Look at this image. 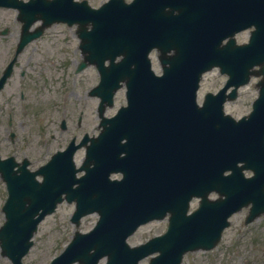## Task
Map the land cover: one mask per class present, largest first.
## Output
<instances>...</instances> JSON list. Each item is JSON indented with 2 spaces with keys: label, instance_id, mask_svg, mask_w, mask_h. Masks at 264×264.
Instances as JSON below:
<instances>
[{
  "label": "water",
  "instance_id": "water-1",
  "mask_svg": "<svg viewBox=\"0 0 264 264\" xmlns=\"http://www.w3.org/2000/svg\"><path fill=\"white\" fill-rule=\"evenodd\" d=\"M183 1L187 5L193 1L194 5L199 6L198 12L190 13L192 18L189 14H182L187 15V23L184 22L182 15L177 18L175 15L161 11L151 12L147 17L150 33L155 38H159L163 33L170 34L171 44L168 48L173 46L177 48V54L168 60L170 66L164 67V75L156 77L153 70L149 69L148 61L143 62L142 67L139 64L140 69L144 71L142 80H137L136 77L126 72L115 75L118 72V66L113 63L111 69L115 71H109L108 68L103 69L105 72L99 90L102 89L105 100L108 95L111 103L114 90L120 85V79H126L129 102L134 105L141 103L143 106L142 109L135 110L133 116L132 112L131 118L136 117L140 111H154L160 108L168 112L172 111L176 115L197 110L199 120L195 125H180L179 127L180 140L188 138L190 146L193 144L190 137L193 130L195 131L194 153L190 151L186 154L182 145L174 142L168 123L166 151L163 155L152 154L151 167L153 173L160 170L166 171L168 183L173 178H176L178 182L187 181L188 183H191L192 178H196L200 194L206 197L213 188L224 191L221 170L232 155L239 154L244 144L253 142V148L256 150L254 167L258 171L264 168V83L263 85L260 83V94L254 102V110L249 118L244 117L236 121L223 113V103L227 97L230 99L236 97L237 86L247 82L253 73H264V0H232L230 4L225 0ZM224 2L228 7H225ZM109 4L110 2L103 7ZM197 10L194 8V11ZM131 13L127 5L120 7L119 11L104 12L100 15V19L88 13L90 15L88 21L93 20L97 29L99 27L98 31L100 30L99 44H102L104 48L103 59L107 56L114 58L112 55L115 56L124 48L129 47L135 32L144 29L142 25L140 27L133 25L135 20ZM176 19H179L182 24L175 29L172 23ZM139 22L144 23L142 15L139 16ZM253 25L255 29L252 30L250 42L237 44L234 38L235 33ZM227 37L229 38L227 43L222 45L223 39ZM206 45L210 49L207 50ZM93 60L96 61L95 58ZM132 61L126 54V61L122 67L130 66ZM216 64L221 67L222 72L229 73L231 79L217 94L208 93L204 106L199 107L196 91L202 72ZM255 65H260L261 68L255 69ZM142 81L147 84L141 85ZM231 85H235V88L227 95L226 90ZM166 118L170 120L172 116L167 115ZM149 119L145 116L140 122L131 119L126 125H124V120L110 124L107 133L103 135L101 148L103 158L108 161V165L102 166L101 179L104 185L111 183L108 175L113 169L110 165L115 155L114 140L124 136V128L129 130L130 135L137 134L140 124L142 125L143 121H149ZM251 159L249 156L247 162H252ZM46 167H55V173L61 168L54 180L55 187L49 188L47 192L63 191L64 188H60L62 177L65 175L70 179V187L69 185L66 187L71 195L69 200L79 198V209L74 219L94 209L100 210L102 216L94 234L87 238L88 241L96 242L97 245L87 244L79 247L75 252H70L69 248L63 257L69 256L70 261L78 258L85 264H97L101 256L108 254V264H138V260L149 253L150 246L155 245L156 242H163L171 247L164 249L163 258L157 260L155 264H179L184 251L201 246L212 247L220 238L223 227L228 224L227 216L234 209L226 208L229 212L217 211L216 218L211 219L209 215L212 213L205 212L203 217L201 213L203 204L201 203L198 209L200 219L196 220L197 224L194 227L179 235L154 238L147 244L130 248L126 243V238L136 229L137 225L149 218L161 215L162 204L159 195L161 183L159 181L152 183L151 202L148 205H107L104 203V197L99 196L100 206L92 207L84 200L86 197L84 192L95 188L96 181L88 179L83 181L80 187L73 188L76 179L74 162L71 157L64 160L62 157L55 156ZM232 167L238 174L240 168L235 165ZM13 174L11 171L4 172V178L9 181L11 196L8 199L7 221L0 229V240L2 253L8 255L14 264H23L22 257L33 243L30 239L37 229L38 222L45 213L54 209V203L49 204L52 196L43 195L44 205H36L37 199L41 198L35 195L39 185H34L25 175L15 176ZM12 189H14V194ZM237 192L241 191L237 190ZM105 197L113 198L111 193ZM237 197L233 196L231 199ZM24 198L31 203L27 206L17 205V201ZM240 200L242 201L236 200L235 204L242 205L248 202L246 197ZM251 200L256 206L253 209L264 206V191L253 192ZM207 206L206 203L204 208ZM40 208L45 210L37 216ZM176 231L180 232L181 229L177 228ZM92 247H95L96 251L90 254Z\"/></svg>",
  "mask_w": 264,
  "mask_h": 264
},
{
  "label": "rangeland",
  "instance_id": "rangeland-1",
  "mask_svg": "<svg viewBox=\"0 0 264 264\" xmlns=\"http://www.w3.org/2000/svg\"><path fill=\"white\" fill-rule=\"evenodd\" d=\"M92 3L98 4L103 0H90ZM9 25L12 32L6 38L9 40H15V35L17 31L18 21L14 18L13 11L10 10H0V26ZM63 27L57 26L51 31L52 37L48 43H45V47L49 54L52 55V59L56 61L57 69L55 71H63L64 67L62 65V60L58 57L60 52V47L55 44V39H65L69 36L67 31H61ZM249 32L244 31L238 34V40L244 41L247 39ZM63 43V42H62ZM61 43V44H62ZM67 46L70 44L66 42ZM155 59V57H154ZM155 68L159 70V65L155 60ZM81 76V82L86 85L89 89L90 84L96 78L94 76L93 70L88 69ZM225 81V76L220 74L217 69L211 70L205 74L200 89L201 97L207 91H216L222 86ZM97 81L93 82L95 85ZM257 96V88L254 83L243 86L240 89V95L234 102L227 103V111L233 113L236 116H240L247 112L250 108L251 102ZM35 91H31L30 101L35 99ZM125 95L123 91L117 94L115 106L107 109V114L111 115L116 110V108L125 103ZM47 102L45 99L44 103ZM87 115L88 119H91L89 128L94 125L96 113L94 110L93 101L87 99ZM40 106L42 103L38 101ZM53 124L47 126V130L53 129ZM41 127L30 122L23 128L24 142L23 146L26 148L27 153L32 158L35 164L44 161L47 156L39 155L37 151V141L40 139ZM66 143L65 137L56 138L51 141V151L56 150L59 146ZM10 146L0 145V152L4 155L10 153ZM248 174V172H247ZM5 198L4 184L0 178V204ZM74 211V204L64 203L58 209V211L47 217L39 227L37 234L35 235V242L30 251V253L25 257V264H49L50 260L54 257L56 253L61 251V249L66 245L69 239L74 233L75 226L71 222L70 217ZM246 214V210H242L237 213V218L232 217V226L224 234V239L222 243L216 247L214 250L210 251H195L186 255L185 260L182 264H264V224H259L257 230L250 231L241 229L242 219ZM98 215L92 213L87 215L81 223L80 229L82 231L89 230L96 222ZM2 215L0 217V223L2 222ZM146 228V232L141 235L136 234L130 237L129 242L131 244H137L145 241L147 238L154 234L162 232L166 228L165 221H154L146 224L141 229ZM0 264H11L8 258L1 256L0 254Z\"/></svg>",
  "mask_w": 264,
  "mask_h": 264
},
{
  "label": "flooded vegetation",
  "instance_id": "flooded-vegetation-1",
  "mask_svg": "<svg viewBox=\"0 0 264 264\" xmlns=\"http://www.w3.org/2000/svg\"><path fill=\"white\" fill-rule=\"evenodd\" d=\"M51 57L52 55L45 47L34 46L25 56L23 64L16 62L14 68L20 70L19 77H11L0 91V141L18 144L22 141L23 127L28 120L42 125H46L48 121L53 123L55 115H53L52 107L57 112L56 107L59 103L70 104L72 97L79 98L78 91L65 89L69 74L67 71L56 72L51 65L54 63ZM0 59L4 61L6 57L0 54ZM76 65L73 69L75 75L78 74ZM56 81L63 83L59 86ZM31 91H35L37 97L34 100L36 102L42 100L41 106H35L36 102H28L27 105H24L26 96L30 100ZM45 99L47 102L44 103ZM82 115L81 111L76 120L78 128L83 125L84 117ZM70 121H72V117ZM61 127L62 125H60V131H65ZM52 137H54L53 134ZM72 137H77V135L73 134ZM47 143V141L44 142L45 147L42 150L47 148ZM19 149L20 147L12 149V153Z\"/></svg>",
  "mask_w": 264,
  "mask_h": 264
}]
</instances>
